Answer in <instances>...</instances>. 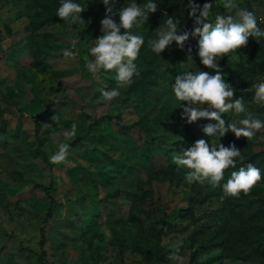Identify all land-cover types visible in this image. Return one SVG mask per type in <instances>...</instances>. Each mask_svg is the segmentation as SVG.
<instances>
[{
    "label": "rangeland",
    "instance_id": "1",
    "mask_svg": "<svg viewBox=\"0 0 264 264\" xmlns=\"http://www.w3.org/2000/svg\"><path fill=\"white\" fill-rule=\"evenodd\" d=\"M60 2L0 0V264H38L42 228L44 264H175L168 256L177 242L183 264H261L219 259L222 249L209 240L221 239V188L188 184L187 169L178 171L173 162L199 139L215 146L234 135L207 136L203 126L215 121L187 123L172 91L184 72L214 74L196 55L199 37L190 35L183 51L173 42L161 56L149 47L168 16L180 19L178 34L192 32L187 0H164L155 24L134 26L145 41L135 61L140 75L111 103L100 90L116 86L115 72L93 76L85 66L102 34V0H78L85 11L74 22L56 16ZM194 2L213 3V18L225 12L222 0ZM236 2L253 11L264 30V0ZM114 3V13L129 4ZM112 18L119 25V15ZM185 21L190 27L183 30ZM258 39L250 36L238 60L225 57L219 65L236 89L234 98L243 97L246 109L264 121V107L253 102L254 85L264 81V37ZM189 46L194 63L186 62ZM64 50L76 52V59L64 58ZM73 123L67 164H51ZM241 150L242 156L264 151V129ZM48 187L57 201L51 217ZM257 197L264 199V183L252 188L250 198ZM153 224L163 230L160 243Z\"/></svg>",
    "mask_w": 264,
    "mask_h": 264
},
{
    "label": "clouds",
    "instance_id": "2",
    "mask_svg": "<svg viewBox=\"0 0 264 264\" xmlns=\"http://www.w3.org/2000/svg\"><path fill=\"white\" fill-rule=\"evenodd\" d=\"M105 6V17L101 20V35L94 40L89 54L94 59L86 63V69L93 76L101 70L115 72L116 86L110 90L101 89V96L105 103H111L121 95V89L130 87L133 77L140 72L135 61L138 59L144 38L132 32L134 26H144L149 20L150 14L158 10L157 2L145 0V3L137 4L132 0L128 6L123 7L118 13H114V0H102ZM224 14L210 15L213 3L205 2L203 6L194 0H187L186 8L188 16L193 21L191 33L178 34L179 18L173 16L166 19L164 27L157 28V38L148 41L149 47L157 56L170 48L175 42L180 50H185V44L189 36L199 37L197 41V53L200 63L214 74L208 71H188L175 78L172 91L176 100L182 102L183 115L187 123L192 124L198 120L206 119L215 121V124L203 126V132L209 137H224L228 132L234 133L237 138L245 137L251 140L253 136L264 129V121L256 117L246 109L243 97L234 98L236 89L224 78V70L219 61L222 58L238 60V50L247 47L248 38L251 36L258 42L264 37V30L258 27L255 13L241 7L236 0H222ZM85 8L74 0H61L56 16L61 21H82L81 13ZM119 15V25L112 18ZM123 29V34L121 33ZM66 59H76V52L64 50ZM186 62L194 63L193 49H186ZM253 102L264 107V82L254 85ZM229 112L235 115L246 114L244 118L233 122L222 118ZM77 125L72 124L71 130L64 134V141L58 142L57 151L49 157L53 165L67 164L70 154V141L76 134ZM243 161L241 151L235 145L225 147L223 144L211 145L204 139H199L194 144L182 150L174 157L177 170L187 169L184 179L188 184H210L214 187H222L221 200L226 198H240L241 193L248 195L252 188L262 179L259 168L252 163L239 167L238 171H232L231 177L221 185L225 170L236 168L237 160ZM182 242L173 245V250L168 256L175 264H183L184 257L180 255Z\"/></svg>",
    "mask_w": 264,
    "mask_h": 264
},
{
    "label": "trees",
    "instance_id": "3",
    "mask_svg": "<svg viewBox=\"0 0 264 264\" xmlns=\"http://www.w3.org/2000/svg\"><path fill=\"white\" fill-rule=\"evenodd\" d=\"M129 3L132 0H126ZM164 0H154L158 4V10L150 14L148 22L155 24L160 17V11L163 6ZM78 3V0H74ZM137 4L145 3V0H135ZM186 25L183 30L190 27L189 21H185ZM235 74V73H234ZM248 140L245 137L237 138L235 134L230 137L225 143H216V145L223 144L225 147L235 145V147L241 151L243 144H246ZM45 155L42 151H40ZM244 160L241 162L237 160L236 168H229L225 170L224 179L221 181V185L226 183L231 177L232 171H238L239 167L245 166L248 163H252L254 166L260 169L262 179L258 183H264V151H245ZM220 197L222 195V187H220ZM51 202L48 211V217H51L57 201L51 196V189L46 188ZM251 192L248 195L241 193L240 198H226L222 201L221 218L222 223L218 236L221 239L218 241L217 237H211L210 246L215 248H221L222 253L219 254V259L232 258L237 260H245L251 262H257L264 264V199L263 198H250ZM155 232L158 243L161 242V236L163 230L158 228L156 224L150 226ZM46 236L44 228L41 229L40 248L41 254L39 255L38 264H44L46 261V250H45ZM203 251L208 250V245L201 246Z\"/></svg>",
    "mask_w": 264,
    "mask_h": 264
},
{
    "label": "built area",
    "instance_id": "4",
    "mask_svg": "<svg viewBox=\"0 0 264 264\" xmlns=\"http://www.w3.org/2000/svg\"><path fill=\"white\" fill-rule=\"evenodd\" d=\"M262 82H264V81H262Z\"/></svg>",
    "mask_w": 264,
    "mask_h": 264
}]
</instances>
